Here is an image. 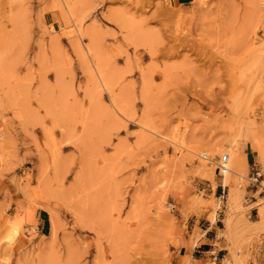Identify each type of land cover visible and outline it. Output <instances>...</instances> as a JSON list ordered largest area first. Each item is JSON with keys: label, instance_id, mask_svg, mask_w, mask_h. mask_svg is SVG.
<instances>
[{"label": "rangeland", "instance_id": "374dc122", "mask_svg": "<svg viewBox=\"0 0 264 264\" xmlns=\"http://www.w3.org/2000/svg\"><path fill=\"white\" fill-rule=\"evenodd\" d=\"M224 207L264 245V0H0V264H190Z\"/></svg>", "mask_w": 264, "mask_h": 264}, {"label": "crops", "instance_id": "0c3cea01", "mask_svg": "<svg viewBox=\"0 0 264 264\" xmlns=\"http://www.w3.org/2000/svg\"><path fill=\"white\" fill-rule=\"evenodd\" d=\"M245 159L249 175L252 176L254 171L261 172L258 153L252 149V146H247ZM219 190H224V188L221 187ZM251 193L242 205L243 208L247 209L245 212L246 217L250 219L257 217L259 213L256 191L251 190ZM229 214L227 207L219 209L215 221L202 229L201 237L188 254L190 264H264V245L254 243L251 247L246 245L241 248L233 247L232 239L227 235L228 229L225 225V220ZM49 225V221L40 220V226L43 230L48 228ZM232 250L235 251V255L232 254Z\"/></svg>", "mask_w": 264, "mask_h": 264}, {"label": "built area", "instance_id": "2783aa9c", "mask_svg": "<svg viewBox=\"0 0 264 264\" xmlns=\"http://www.w3.org/2000/svg\"><path fill=\"white\" fill-rule=\"evenodd\" d=\"M228 156H224L220 163H219V174L224 177L225 173L229 170L228 168ZM262 174L260 171H254V173L252 174V176L250 177V179L252 180L253 184H257L259 183V179L261 178Z\"/></svg>", "mask_w": 264, "mask_h": 264}, {"label": "bare ground", "instance_id": "6f19581e", "mask_svg": "<svg viewBox=\"0 0 264 264\" xmlns=\"http://www.w3.org/2000/svg\"><path fill=\"white\" fill-rule=\"evenodd\" d=\"M96 79H97V78H96ZM199 155H200V157L206 159L207 161H209V162H213L212 155L209 153V151H207V150H203V151L201 152V154H199ZM227 165H228V164H227Z\"/></svg>", "mask_w": 264, "mask_h": 264}]
</instances>
